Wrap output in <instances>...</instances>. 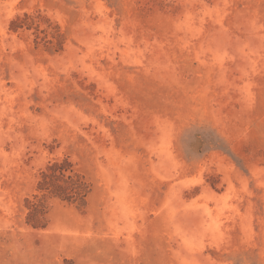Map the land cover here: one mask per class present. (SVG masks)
Masks as SVG:
<instances>
[{
    "label": "rangeland",
    "instance_id": "rangeland-1",
    "mask_svg": "<svg viewBox=\"0 0 264 264\" xmlns=\"http://www.w3.org/2000/svg\"><path fill=\"white\" fill-rule=\"evenodd\" d=\"M0 264H264V0H0Z\"/></svg>",
    "mask_w": 264,
    "mask_h": 264
},
{
    "label": "trees",
    "instance_id": "trees-1",
    "mask_svg": "<svg viewBox=\"0 0 264 264\" xmlns=\"http://www.w3.org/2000/svg\"><path fill=\"white\" fill-rule=\"evenodd\" d=\"M68 169L65 163H54L48 166L46 171L41 172L39 189L48 191L68 201L71 199L77 200L83 198L85 196L83 195V182L78 175L66 176L65 172L68 171ZM60 178H65L64 185L57 182Z\"/></svg>",
    "mask_w": 264,
    "mask_h": 264
}]
</instances>
